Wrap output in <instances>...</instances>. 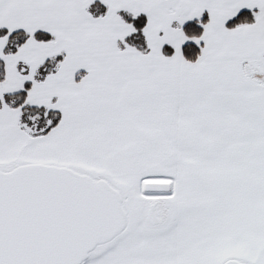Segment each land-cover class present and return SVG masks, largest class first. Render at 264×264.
I'll list each match as a JSON object with an SVG mask.
<instances>
[{"label":"snow or ice","instance_id":"obj_1","mask_svg":"<svg viewBox=\"0 0 264 264\" xmlns=\"http://www.w3.org/2000/svg\"><path fill=\"white\" fill-rule=\"evenodd\" d=\"M0 264H264V0H0Z\"/></svg>","mask_w":264,"mask_h":264}]
</instances>
